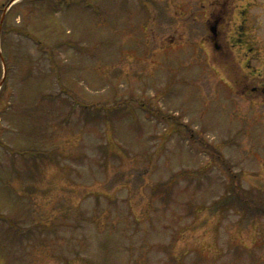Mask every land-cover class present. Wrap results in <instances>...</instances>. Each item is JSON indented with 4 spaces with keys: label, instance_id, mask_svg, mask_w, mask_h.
<instances>
[{
    "label": "rangeland",
    "instance_id": "rangeland-1",
    "mask_svg": "<svg viewBox=\"0 0 264 264\" xmlns=\"http://www.w3.org/2000/svg\"><path fill=\"white\" fill-rule=\"evenodd\" d=\"M11 1L0 264H264V104L191 0Z\"/></svg>",
    "mask_w": 264,
    "mask_h": 264
},
{
    "label": "flooded vegetation",
    "instance_id": "flooded-vegetation-1",
    "mask_svg": "<svg viewBox=\"0 0 264 264\" xmlns=\"http://www.w3.org/2000/svg\"><path fill=\"white\" fill-rule=\"evenodd\" d=\"M191 2L198 8L196 11H191L192 14H197L193 20L199 18L205 31V35L199 42L208 46L209 49L212 46L215 52L219 51V43H224L225 47L228 46V51L225 54H220L219 58L229 57L235 60L237 67L241 69L244 84H238L241 87L240 97L246 98L251 104H257V102L264 104V76H262L264 67L261 68V66L257 73V68L264 59V52L252 51L250 39H248L251 27L246 14L252 8L250 1L191 0ZM175 13L177 19L181 14ZM226 80L232 91L238 92L234 86L236 81L232 82L230 78Z\"/></svg>",
    "mask_w": 264,
    "mask_h": 264
},
{
    "label": "water",
    "instance_id": "water-1",
    "mask_svg": "<svg viewBox=\"0 0 264 264\" xmlns=\"http://www.w3.org/2000/svg\"><path fill=\"white\" fill-rule=\"evenodd\" d=\"M16 1H18V0H12L11 2H9V6H8V8L14 3V2H16Z\"/></svg>",
    "mask_w": 264,
    "mask_h": 264
},
{
    "label": "trees",
    "instance_id": "trees-1",
    "mask_svg": "<svg viewBox=\"0 0 264 264\" xmlns=\"http://www.w3.org/2000/svg\"><path fill=\"white\" fill-rule=\"evenodd\" d=\"M43 1H44V0H43ZM229 200L233 201L232 199H229Z\"/></svg>",
    "mask_w": 264,
    "mask_h": 264
}]
</instances>
